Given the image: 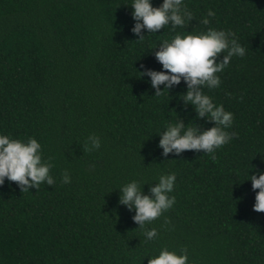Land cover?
Here are the masks:
<instances>
[{
  "label": "trees",
  "instance_id": "obj_1",
  "mask_svg": "<svg viewBox=\"0 0 264 264\" xmlns=\"http://www.w3.org/2000/svg\"><path fill=\"white\" fill-rule=\"evenodd\" d=\"M131 2L0 0V134L35 138L55 180L29 192L0 186V264H147L162 247L186 248L188 264H264V213L253 211L246 181L264 172V0H184L193 21L145 31L143 42L131 32ZM208 28L233 32L246 49L217 74L219 88L204 89L233 114L227 131L237 136L215 160L163 157L157 135L166 124L214 125L178 99L183 82L154 97L138 72L162 69L151 51L163 41ZM89 135L98 150L85 151ZM168 173L176 203L146 226L158 233L146 241L118 191L135 180L147 194Z\"/></svg>",
  "mask_w": 264,
  "mask_h": 264
},
{
  "label": "clouds",
  "instance_id": "obj_2",
  "mask_svg": "<svg viewBox=\"0 0 264 264\" xmlns=\"http://www.w3.org/2000/svg\"><path fill=\"white\" fill-rule=\"evenodd\" d=\"M130 8L134 21L131 32L138 37L135 42L144 41L147 35L142 33L145 31L148 35L156 34L166 26L175 31L193 21L184 0H162L159 7H153L152 0H132ZM214 16L215 12L209 10L201 23L208 25L209 18ZM151 52L162 69L156 71L141 65L144 70L136 72L140 78H148L151 88L155 90L154 97L165 92L169 96V90L183 82L186 91L178 99L183 101L185 107H192L197 120L204 119L206 123L214 125L204 129L192 122L185 125L179 118L174 123L166 124L157 135L161 155L179 156L184 151H194L203 152L215 160L216 150L236 138L237 134L227 131L233 125V114L226 111L222 104L214 103L204 89L211 91L219 88L221 79L217 74L228 67L233 57H244L246 49L233 32L208 28L206 32L197 35L177 33L170 42L163 41ZM100 147V138L89 135L85 151L91 152ZM52 168L53 165L42 158V146L35 138L13 139L0 134V186L4 185L5 180L15 182L21 192H29V189H36L41 184L52 186L55 183L54 177L50 175ZM249 173L246 181L251 183L256 193L253 211L264 213V172ZM176 180L175 173L161 174L158 182L148 185L147 194L143 191L147 184L141 186L135 180L126 183L118 191L119 204L135 212L132 219L139 229H144L146 241H152L158 236L156 228L148 229L146 226L172 209L176 203V197L172 195ZM70 182V176L65 172L62 183ZM147 264H188L187 249H181L177 254L162 247L158 255L147 258Z\"/></svg>",
  "mask_w": 264,
  "mask_h": 264
}]
</instances>
